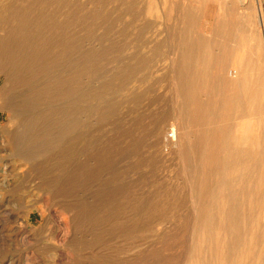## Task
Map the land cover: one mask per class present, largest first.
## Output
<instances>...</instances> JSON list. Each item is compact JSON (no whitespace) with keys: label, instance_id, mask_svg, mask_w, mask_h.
Instances as JSON below:
<instances>
[{"label":"rangeland","instance_id":"obj_1","mask_svg":"<svg viewBox=\"0 0 264 264\" xmlns=\"http://www.w3.org/2000/svg\"><path fill=\"white\" fill-rule=\"evenodd\" d=\"M0 264H264L261 0H0Z\"/></svg>","mask_w":264,"mask_h":264},{"label":"bare ground","instance_id":"obj_2","mask_svg":"<svg viewBox=\"0 0 264 264\" xmlns=\"http://www.w3.org/2000/svg\"><path fill=\"white\" fill-rule=\"evenodd\" d=\"M259 22L262 23V20L260 19ZM3 46V45H2ZM203 49H206V48H203ZM209 56V55H207ZM207 56H202L198 59V62L200 61L201 65H203V67L205 68V66L208 65V62H209V57ZM242 63V60L241 62ZM231 76H233V74H236V73H233V72H230L229 73ZM232 98L234 100H236L237 102L239 101V95H233ZM231 99V98H230ZM232 100V99H231ZM237 105V104H236ZM175 132V131H174ZM174 132L172 131V134L174 135ZM231 147V148H229ZM233 147L231 145H229L227 147L228 151H229V154H230V157H229V160L232 162V161H240V162H252L253 160L256 159L255 155H254V152L252 150H248V149H242V150H234L232 149ZM225 160V159H224ZM231 164V163H230ZM225 165V164H224Z\"/></svg>","mask_w":264,"mask_h":264},{"label":"crops","instance_id":"obj_3","mask_svg":"<svg viewBox=\"0 0 264 264\" xmlns=\"http://www.w3.org/2000/svg\"><path fill=\"white\" fill-rule=\"evenodd\" d=\"M261 3H262V6H263V8H264V0H261Z\"/></svg>","mask_w":264,"mask_h":264}]
</instances>
